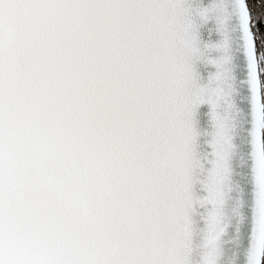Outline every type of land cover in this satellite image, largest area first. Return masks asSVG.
<instances>
[{
    "label": "snow or ice",
    "instance_id": "6c2138e0",
    "mask_svg": "<svg viewBox=\"0 0 264 264\" xmlns=\"http://www.w3.org/2000/svg\"><path fill=\"white\" fill-rule=\"evenodd\" d=\"M258 24L246 0H0V264H220L249 159L247 264H264Z\"/></svg>",
    "mask_w": 264,
    "mask_h": 264
},
{
    "label": "water",
    "instance_id": "95a60500",
    "mask_svg": "<svg viewBox=\"0 0 264 264\" xmlns=\"http://www.w3.org/2000/svg\"><path fill=\"white\" fill-rule=\"evenodd\" d=\"M215 0H189V3L192 5L193 8H198L200 6L209 7ZM215 23L214 21L209 22L206 26H204L201 31V38L204 43H208L210 41L215 42L219 39V36L214 31ZM238 59L236 63L240 66L239 71H237V76L240 80L245 79V73L243 72L244 68V56L243 54H237ZM198 69L203 76V82L207 83L208 74L209 72H214V69L209 67H205L203 64L198 65ZM250 92L247 88L242 90V96L237 97V103L241 109H243L244 113L247 116L248 123L246 124V128L248 130L251 129V104L249 102ZM209 112L208 106H203L200 109L199 115V129L203 131H211L209 127V118L207 113ZM207 137H201L199 141V148L198 151L201 155H204L211 151L210 148L207 147ZM244 152L250 154L251 146L250 144L245 146ZM236 171L243 172L244 179H241L240 176H236L235 179L241 183L243 188V200L245 202L244 207L242 209L243 216L245 220L243 224H239L236 218L231 219V225L228 229V234L224 237V244H223V252L224 255L220 261V264H232L234 261L235 264H247V251L250 248V237L252 233V207H253V191L254 187L251 183V160H248V166L241 169L239 167L236 168ZM197 194L200 196L206 195V193L200 190V186L197 185ZM237 193H232L233 199L229 201L228 207L226 209L227 214L231 217L232 208L234 207L235 198H237ZM203 212V210H199ZM199 221V217H196ZM198 227H203L202 221L198 224ZM239 227V240L238 242H233L237 240V228ZM194 260L199 259V255H195Z\"/></svg>",
    "mask_w": 264,
    "mask_h": 264
},
{
    "label": "trees",
    "instance_id": "16d2710c",
    "mask_svg": "<svg viewBox=\"0 0 264 264\" xmlns=\"http://www.w3.org/2000/svg\"><path fill=\"white\" fill-rule=\"evenodd\" d=\"M249 9L252 11L253 20L256 22L260 18L261 12H264V0H246ZM260 33L264 35V24H258ZM255 31V29H253Z\"/></svg>",
    "mask_w": 264,
    "mask_h": 264
}]
</instances>
